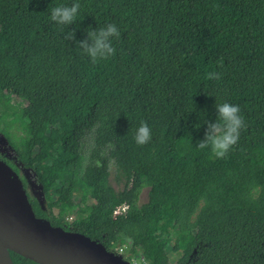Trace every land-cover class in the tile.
<instances>
[{
	"label": "trees",
	"instance_id": "obj_1",
	"mask_svg": "<svg viewBox=\"0 0 264 264\" xmlns=\"http://www.w3.org/2000/svg\"><path fill=\"white\" fill-rule=\"evenodd\" d=\"M73 2L0 0V131L16 152L1 159L34 170L60 203L94 194L73 228L52 215L50 194L48 208L29 196L36 215L108 249L113 238L142 249L150 264H264V0H78L73 24L51 21L52 7ZM109 23L120 31L116 53L93 64L76 41ZM7 90L28 103L15 109ZM225 102L246 127L217 159L197 147ZM142 121L152 138L138 145ZM112 161L126 176L120 191ZM149 226L175 229L176 262L149 254Z\"/></svg>",
	"mask_w": 264,
	"mask_h": 264
},
{
	"label": "water",
	"instance_id": "obj_2",
	"mask_svg": "<svg viewBox=\"0 0 264 264\" xmlns=\"http://www.w3.org/2000/svg\"><path fill=\"white\" fill-rule=\"evenodd\" d=\"M11 251L39 264H127L101 242L36 215L19 173L0 158V264Z\"/></svg>",
	"mask_w": 264,
	"mask_h": 264
},
{
	"label": "clouds",
	"instance_id": "obj_3",
	"mask_svg": "<svg viewBox=\"0 0 264 264\" xmlns=\"http://www.w3.org/2000/svg\"><path fill=\"white\" fill-rule=\"evenodd\" d=\"M78 0L70 5H58L50 10V19L57 25H71L76 21L80 10ZM87 35L83 40L76 41L77 46L84 54L91 58L96 64L114 56L116 49L113 46V39H118L120 31L115 24L109 23L105 27L86 30ZM75 31H68L64 34V40H75ZM208 79H220V74L209 72ZM217 110L216 121H206L207 128L204 138L198 142L199 149L210 148L211 154L217 159H224L229 151L238 143L240 131L246 127L245 120L240 114V107L230 103L215 105ZM152 138V129L144 121L140 123L135 134V141L138 145H145Z\"/></svg>",
	"mask_w": 264,
	"mask_h": 264
},
{
	"label": "rangeland",
	"instance_id": "obj_4",
	"mask_svg": "<svg viewBox=\"0 0 264 264\" xmlns=\"http://www.w3.org/2000/svg\"><path fill=\"white\" fill-rule=\"evenodd\" d=\"M6 95L11 100V104L15 109L19 110L21 106H24L28 103V100L22 96L21 93L16 92L14 90H7ZM10 118H14L10 116ZM9 132L13 138L17 136V134H21L22 131L19 128V124L16 121L12 127L9 128ZM16 152L9 143L7 137L0 131V158H9L15 159ZM20 167V177L24 178L27 183V193L33 199H37L44 207H47V203L49 202V198L47 197L50 194L54 201H56L55 206L52 208V215H61L63 218V224L65 227L73 228L74 222L70 220L71 216L77 218L78 211L80 205L84 203H92L94 201L93 192L90 193L89 198L85 201L81 197L75 195L72 199L68 200L66 203H60L57 199V193L55 188H44L37 180L36 173L32 169L24 168L21 164ZM111 183L115 186L117 190H123L126 185V176L125 174L115 165V163L111 162ZM149 188H145L140 197V204L147 202L148 200ZM193 227L191 224L187 225V229L191 230ZM114 239L113 245L111 249L115 250L118 246L123 245L119 240ZM179 237L175 234V229L169 227L167 230H164L162 226L152 227L149 226V237L147 242L150 246L149 254H157L160 255L163 262H176L179 253L174 250V244L179 241ZM127 245V244H126ZM146 251L140 249L137 253L147 255Z\"/></svg>",
	"mask_w": 264,
	"mask_h": 264
},
{
	"label": "built area",
	"instance_id": "obj_5",
	"mask_svg": "<svg viewBox=\"0 0 264 264\" xmlns=\"http://www.w3.org/2000/svg\"><path fill=\"white\" fill-rule=\"evenodd\" d=\"M127 208H128L127 205H123L118 210H116L115 213L116 214L126 213ZM70 220L75 222L76 219L74 218V216H71ZM108 250L120 255L127 264H150V260L147 255L131 252L126 244L118 246V248L115 250L113 249H108Z\"/></svg>",
	"mask_w": 264,
	"mask_h": 264
}]
</instances>
